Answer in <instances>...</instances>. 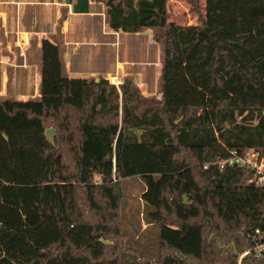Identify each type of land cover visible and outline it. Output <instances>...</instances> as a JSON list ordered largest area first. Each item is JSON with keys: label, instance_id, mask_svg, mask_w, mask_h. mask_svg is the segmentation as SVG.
<instances>
[{"label": "trees", "instance_id": "1", "mask_svg": "<svg viewBox=\"0 0 264 264\" xmlns=\"http://www.w3.org/2000/svg\"><path fill=\"white\" fill-rule=\"evenodd\" d=\"M97 1L111 29L152 31L161 98L132 76L71 79L60 47L42 42L40 98L0 99V264H238L228 245L246 250L264 230V184L212 163L232 149L264 156V0H206L205 13L183 0L191 26L170 22L168 0ZM133 178L160 234L155 254L129 262Z\"/></svg>", "mask_w": 264, "mask_h": 264}, {"label": "crops", "instance_id": "2", "mask_svg": "<svg viewBox=\"0 0 264 264\" xmlns=\"http://www.w3.org/2000/svg\"><path fill=\"white\" fill-rule=\"evenodd\" d=\"M44 40L60 47L71 79L102 77L117 85L132 76L143 95L161 98L159 83L157 94L146 86L149 62L136 68L123 58V46L130 41L146 56L155 43L151 30L128 34L111 29L106 6L97 0H0V99L40 98Z\"/></svg>", "mask_w": 264, "mask_h": 264}, {"label": "rangeland", "instance_id": "3", "mask_svg": "<svg viewBox=\"0 0 264 264\" xmlns=\"http://www.w3.org/2000/svg\"><path fill=\"white\" fill-rule=\"evenodd\" d=\"M202 12L205 13L206 0H200ZM168 13L170 22L179 26L199 25V16L192 12L191 6L183 0H168ZM133 41L123 46V58L129 59L134 65L143 67L142 63L148 61L152 70H148L146 77V86L151 93H158L159 76L161 72V51L159 46L154 43L153 49L148 47V52L141 51L137 44L133 46ZM129 47V51L125 48ZM127 50V48H126ZM142 74V72H141ZM50 138L53 137V131L47 133ZM104 165V164H103ZM108 164L104 165L105 173H108ZM94 175L96 183L105 182L109 179L107 174ZM124 183V200L122 204V221L126 234V241L130 251L123 254V260L133 262L138 258L149 259L152 254L158 250L160 227L158 225L148 226L144 215V203L141 200V193L144 190V184L140 178L128 179ZM234 243L228 245V250L235 255L237 249ZM237 256V255H236Z\"/></svg>", "mask_w": 264, "mask_h": 264}, {"label": "built area", "instance_id": "4", "mask_svg": "<svg viewBox=\"0 0 264 264\" xmlns=\"http://www.w3.org/2000/svg\"><path fill=\"white\" fill-rule=\"evenodd\" d=\"M121 83H117V86ZM212 164L217 165L220 169L226 167H237L249 169L253 173V177L249 182L256 185L264 184V156L255 150H249L244 156L240 155L236 149L230 150V156L224 159H218ZM207 164L204 168H207ZM116 181V180H115ZM253 241V245L241 251L239 250V256H237L238 264H242L243 260L249 255L256 257H264V230L257 229L254 234L250 236Z\"/></svg>", "mask_w": 264, "mask_h": 264}, {"label": "water", "instance_id": "5", "mask_svg": "<svg viewBox=\"0 0 264 264\" xmlns=\"http://www.w3.org/2000/svg\"><path fill=\"white\" fill-rule=\"evenodd\" d=\"M95 80H96V82H99L100 79H95ZM239 250H240V248L235 249V253L237 256H239V253H240Z\"/></svg>", "mask_w": 264, "mask_h": 264}]
</instances>
